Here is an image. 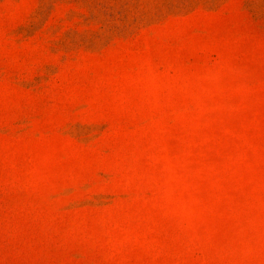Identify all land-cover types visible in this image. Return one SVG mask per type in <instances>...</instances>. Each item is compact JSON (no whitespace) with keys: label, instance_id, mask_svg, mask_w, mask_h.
<instances>
[{"label":"rangeland","instance_id":"rangeland-1","mask_svg":"<svg viewBox=\"0 0 264 264\" xmlns=\"http://www.w3.org/2000/svg\"><path fill=\"white\" fill-rule=\"evenodd\" d=\"M0 264H264V0H0Z\"/></svg>","mask_w":264,"mask_h":264}]
</instances>
